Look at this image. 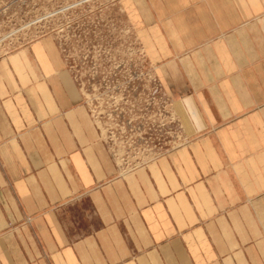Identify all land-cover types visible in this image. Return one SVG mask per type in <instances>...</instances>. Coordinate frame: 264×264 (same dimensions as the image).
<instances>
[{"label": "crops", "instance_id": "crops-1", "mask_svg": "<svg viewBox=\"0 0 264 264\" xmlns=\"http://www.w3.org/2000/svg\"><path fill=\"white\" fill-rule=\"evenodd\" d=\"M189 143L124 176L54 37L0 59V264H264V0H124Z\"/></svg>", "mask_w": 264, "mask_h": 264}, {"label": "rangeland", "instance_id": "rangeland-1", "mask_svg": "<svg viewBox=\"0 0 264 264\" xmlns=\"http://www.w3.org/2000/svg\"><path fill=\"white\" fill-rule=\"evenodd\" d=\"M124 0H0V59L54 37L124 176L188 144Z\"/></svg>", "mask_w": 264, "mask_h": 264}]
</instances>
